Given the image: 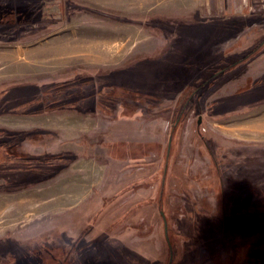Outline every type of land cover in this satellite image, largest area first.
Listing matches in <instances>:
<instances>
[{
	"label": "rangeland",
	"instance_id": "1",
	"mask_svg": "<svg viewBox=\"0 0 264 264\" xmlns=\"http://www.w3.org/2000/svg\"><path fill=\"white\" fill-rule=\"evenodd\" d=\"M44 10L33 34L0 32V56L87 50L0 63V264H264V0ZM18 88L56 95L18 115Z\"/></svg>",
	"mask_w": 264,
	"mask_h": 264
},
{
	"label": "trees",
	"instance_id": "2",
	"mask_svg": "<svg viewBox=\"0 0 264 264\" xmlns=\"http://www.w3.org/2000/svg\"><path fill=\"white\" fill-rule=\"evenodd\" d=\"M50 3H51V0H0V32L6 33L7 39L6 38L4 39L13 40L12 38L15 37L16 29H18V34H19V39H20V37L22 38L23 34H33V32L38 31L39 29H41V27L43 28L44 26H46L49 23V20L47 18L49 16L44 9ZM18 6L25 8L28 12V15L26 17H24L23 19H19V20L16 14L17 12L16 9L18 8ZM262 44L263 43L261 42L254 51L250 52V54H247L245 55L244 58L238 60L237 62H234L229 68L231 69L230 71L235 70L234 67H236L237 65L242 64L246 62L247 60L255 57L259 53V50ZM226 69H223L220 72L216 73L215 75L211 76L210 78L206 79L203 83L200 84V89L207 91L209 88H212V86L214 87V85L219 81L218 79L219 76L222 73H224ZM20 90H22L23 92L24 90H29L33 92L39 91L38 89L32 90L30 88H18V89L7 90L8 94H10L9 92L11 91L14 92V95L10 94V97L12 99V101L10 100V105L12 104L13 107H15L16 110H18V115L22 114L19 111L20 109L23 110L29 107L30 108L39 107L40 105L48 106L49 101L51 105L56 95L54 91L48 88L46 92H44L43 90L42 94L45 93V95L42 97V99H39L38 95H35L34 96L35 100H29L30 99L29 97H32V96L27 95V94L23 95L24 94L23 92L20 95L18 94L19 96L17 97L16 92L19 93L21 92ZM58 95L62 96L60 97L62 98V100L58 101L59 104H63V98L66 99V101L68 97L71 98V95L65 91L64 92L59 91ZM24 105H27V106L24 107ZM14 110H11V111H14ZM34 168L35 170L33 171L37 172L38 167L35 165Z\"/></svg>",
	"mask_w": 264,
	"mask_h": 264
},
{
	"label": "bare ground",
	"instance_id": "3",
	"mask_svg": "<svg viewBox=\"0 0 264 264\" xmlns=\"http://www.w3.org/2000/svg\"><path fill=\"white\" fill-rule=\"evenodd\" d=\"M62 43H63L62 45L56 47L55 49L52 48L50 49V51H41V53H38L35 50V51H29L31 53L28 54V52H25L22 49L18 48L16 52L10 54L9 53L2 54L0 56V63H4L5 66H7L6 69L3 70L4 72L9 71L8 73L10 74V72L13 73L15 71L20 72L22 70H25L24 67L26 65L32 66L33 62L35 64L44 65V66L57 65V64L60 65L61 63L67 61L70 58L78 57V54L87 50L84 46H80L79 43L77 45L71 42L68 43L62 42ZM10 62H13L14 64L10 65ZM27 62H29V64H27Z\"/></svg>",
	"mask_w": 264,
	"mask_h": 264
},
{
	"label": "crops",
	"instance_id": "4",
	"mask_svg": "<svg viewBox=\"0 0 264 264\" xmlns=\"http://www.w3.org/2000/svg\"><path fill=\"white\" fill-rule=\"evenodd\" d=\"M100 1V0H99ZM101 4H103L102 2H100ZM104 5V4H103ZM111 5V4H110ZM112 6V5H111Z\"/></svg>",
	"mask_w": 264,
	"mask_h": 264
}]
</instances>
